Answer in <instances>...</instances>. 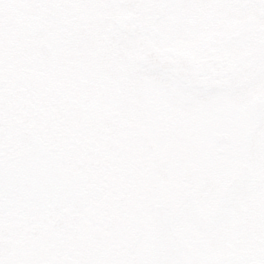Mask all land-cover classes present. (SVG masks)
I'll return each instance as SVG.
<instances>
[{
  "label": "snow or ice",
  "instance_id": "snow-or-ice-1",
  "mask_svg": "<svg viewBox=\"0 0 264 264\" xmlns=\"http://www.w3.org/2000/svg\"><path fill=\"white\" fill-rule=\"evenodd\" d=\"M0 264H264V0H0Z\"/></svg>",
  "mask_w": 264,
  "mask_h": 264
}]
</instances>
